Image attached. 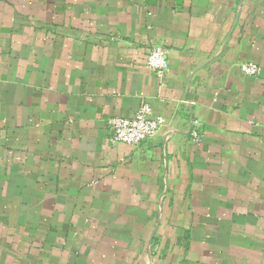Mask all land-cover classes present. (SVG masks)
<instances>
[{
  "label": "crops",
  "instance_id": "0c3cea01",
  "mask_svg": "<svg viewBox=\"0 0 264 264\" xmlns=\"http://www.w3.org/2000/svg\"><path fill=\"white\" fill-rule=\"evenodd\" d=\"M0 264H264V0H0Z\"/></svg>",
  "mask_w": 264,
  "mask_h": 264
},
{
  "label": "built area",
  "instance_id": "2783aa9c",
  "mask_svg": "<svg viewBox=\"0 0 264 264\" xmlns=\"http://www.w3.org/2000/svg\"><path fill=\"white\" fill-rule=\"evenodd\" d=\"M147 68L157 78H163L168 68V52L160 46H152L146 56ZM239 71L247 76H256L259 67L252 63H241ZM163 119L153 116L150 107L142 104L133 117H112L107 121V127L111 132V141L120 142L130 146H138L140 143L154 137L163 125ZM194 130L191 135L194 142L199 139L198 122L194 121Z\"/></svg>",
  "mask_w": 264,
  "mask_h": 264
}]
</instances>
